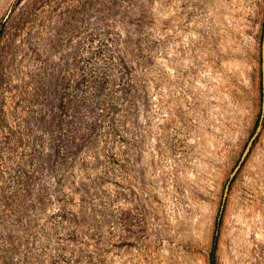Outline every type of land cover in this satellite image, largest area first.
<instances>
[{
    "label": "rangeland",
    "instance_id": "obj_1",
    "mask_svg": "<svg viewBox=\"0 0 264 264\" xmlns=\"http://www.w3.org/2000/svg\"><path fill=\"white\" fill-rule=\"evenodd\" d=\"M264 0H0V264H264Z\"/></svg>",
    "mask_w": 264,
    "mask_h": 264
},
{
    "label": "water",
    "instance_id": "obj_2",
    "mask_svg": "<svg viewBox=\"0 0 264 264\" xmlns=\"http://www.w3.org/2000/svg\"><path fill=\"white\" fill-rule=\"evenodd\" d=\"M260 72H261L262 103H261V113H260L258 125H257V128L254 131L253 135L249 139L247 145L245 146L244 151H243L236 167L233 169V171L230 175V178L225 185L224 193H223V199H222V205H221V209L219 212V219H220V215L222 214L224 204L226 202V197L228 195V191H229V188L231 185V181L234 179V177L236 176L238 171L241 169V167L245 163V161H246V159H247V157L251 151V148L254 144V141L259 134L262 123L264 121V18H263V24H262V38H261V44H260Z\"/></svg>",
    "mask_w": 264,
    "mask_h": 264
},
{
    "label": "trees",
    "instance_id": "obj_3",
    "mask_svg": "<svg viewBox=\"0 0 264 264\" xmlns=\"http://www.w3.org/2000/svg\"><path fill=\"white\" fill-rule=\"evenodd\" d=\"M217 235H218V226L216 227L214 237L212 240V246H211V251L209 253V264H216V252H217Z\"/></svg>",
    "mask_w": 264,
    "mask_h": 264
}]
</instances>
